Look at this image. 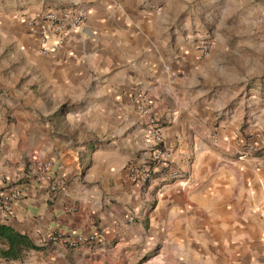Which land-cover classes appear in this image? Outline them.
<instances>
[{
	"label": "crops",
	"instance_id": "1",
	"mask_svg": "<svg viewBox=\"0 0 264 264\" xmlns=\"http://www.w3.org/2000/svg\"><path fill=\"white\" fill-rule=\"evenodd\" d=\"M19 1L23 9L0 12V103L18 123L3 106L0 188L26 192L0 224L36 247L0 252V264H264V63L226 75L219 57L198 59L184 37L175 44L173 0H71L88 8L86 23L44 51L33 24L43 5ZM140 96L162 118L176 165L188 168L198 146L194 185L128 175L150 142ZM254 142L260 152L237 159ZM36 158L64 182L54 198L48 181L25 176ZM78 233L98 239L70 246L66 235Z\"/></svg>",
	"mask_w": 264,
	"mask_h": 264
},
{
	"label": "built area",
	"instance_id": "2",
	"mask_svg": "<svg viewBox=\"0 0 264 264\" xmlns=\"http://www.w3.org/2000/svg\"><path fill=\"white\" fill-rule=\"evenodd\" d=\"M88 17L86 9L79 4L69 8H49L42 12L39 23H33L35 32L40 36L42 49L51 52L63 47L73 29L82 27ZM49 38L54 39V46L48 50L45 44ZM200 53L206 54L212 48L211 42L204 41L200 44ZM137 105L141 116L149 127L150 142L137 161L126 165L128 175L136 182L148 184L151 181L161 178L166 182H177L182 187H190L195 184L192 178L191 167L199 150H196L183 158V168L175 164L176 154L171 145L166 142L164 133V123L162 118L154 111L152 102L146 96L133 99ZM218 134L213 135V143L219 145ZM261 150L258 143H246L236 154L237 159L246 160L256 156ZM54 163L51 160L36 158L26 166V177L38 181H48L51 197H56L64 187L61 179H50L49 174ZM25 189L18 183L12 181L4 189L0 188V215L11 217L13 215V205L16 201L23 199ZM159 192V191H158ZM133 218H130L132 221ZM66 241L72 247L78 245L92 244L98 239L95 233L90 234H68Z\"/></svg>",
	"mask_w": 264,
	"mask_h": 264
},
{
	"label": "rangeland",
	"instance_id": "3",
	"mask_svg": "<svg viewBox=\"0 0 264 264\" xmlns=\"http://www.w3.org/2000/svg\"><path fill=\"white\" fill-rule=\"evenodd\" d=\"M34 1L43 5V11L55 7L69 8L79 4L89 14L88 8L80 2ZM253 1L256 0H173L167 10V14L172 15L167 17L170 21L167 26L171 30V37H174V43L179 42L177 37H184V42L196 52L198 59L209 60L210 55V57H219L227 71L226 75L231 72L242 74L250 68V65L245 66L246 60H251V65L258 61L264 63V1L257 0V3ZM19 2V0H0V12L23 9ZM163 4L161 1L158 2L156 9L162 11ZM16 13L19 15L18 12ZM164 28L165 22L159 33H164ZM208 40L212 48L206 54H201L200 44ZM258 65L264 75L260 62ZM224 77L220 80L222 81ZM254 80L255 78L252 82ZM6 103H0V114L4 106L7 122L17 123V113ZM23 110L26 111V108Z\"/></svg>",
	"mask_w": 264,
	"mask_h": 264
},
{
	"label": "trees",
	"instance_id": "4",
	"mask_svg": "<svg viewBox=\"0 0 264 264\" xmlns=\"http://www.w3.org/2000/svg\"><path fill=\"white\" fill-rule=\"evenodd\" d=\"M0 240L3 244L9 245L8 248H0V252L4 256L16 257L20 254L21 247H36L25 235L19 234L3 224H0Z\"/></svg>",
	"mask_w": 264,
	"mask_h": 264
}]
</instances>
